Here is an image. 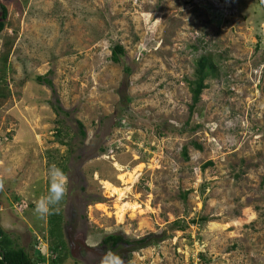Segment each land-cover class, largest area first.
Here are the masks:
<instances>
[{
  "label": "rangeland",
  "instance_id": "rangeland-1",
  "mask_svg": "<svg viewBox=\"0 0 264 264\" xmlns=\"http://www.w3.org/2000/svg\"><path fill=\"white\" fill-rule=\"evenodd\" d=\"M0 4L7 232L52 261L50 219L61 216L62 241L77 239L64 264H100L112 234L155 241L114 250L126 264H264V0ZM208 54L217 75L193 105L188 83ZM50 71L54 91L36 82ZM53 163L67 168L68 193L41 219Z\"/></svg>",
  "mask_w": 264,
  "mask_h": 264
},
{
  "label": "trees",
  "instance_id": "trees-1",
  "mask_svg": "<svg viewBox=\"0 0 264 264\" xmlns=\"http://www.w3.org/2000/svg\"><path fill=\"white\" fill-rule=\"evenodd\" d=\"M1 1H10V0H0ZM1 15H0V33L4 31L7 26L8 21V10L6 6L1 5ZM111 61L114 64H121V60L125 57L126 52L123 46L115 45L112 49ZM127 74H130V69L126 70ZM53 72L50 71L47 76H38L36 82L45 85L51 90L53 89L52 80L49 78ZM217 75V64L214 61L212 55L201 56L200 59L196 62L195 71H194V80L189 81V86L193 94V105H196L200 101V96L203 93L204 89L207 88L206 80L210 77ZM53 112L60 117L64 110L60 106L59 101L56 103H50ZM78 128L80 132V137L83 140L86 139L87 134L84 128V125L78 121ZM59 133V132H58ZM70 153V150H69ZM184 155L187 158L186 149ZM213 163L208 162L204 167L211 166ZM67 168H64L66 170ZM65 172V171H64ZM50 219V237L53 242L51 244V250L57 254L56 260H52L51 264H64V261L67 257L66 245L62 241V217L52 215ZM206 221V219H203ZM180 222H175V225L178 226ZM155 242V241H154ZM151 237L143 238L141 240H128L125 236L121 234H112L104 238L102 241L103 246H110L112 250H118L121 245L132 246L134 249L145 248L151 243L153 244ZM37 247V242H35L32 251L35 252ZM36 255L29 253L25 247L19 243V239L14 236L12 233L7 232L0 224V264H39L45 261V257L42 256L41 252L36 250ZM201 257H203L201 255Z\"/></svg>",
  "mask_w": 264,
  "mask_h": 264
},
{
  "label": "clouds",
  "instance_id": "clouds-1",
  "mask_svg": "<svg viewBox=\"0 0 264 264\" xmlns=\"http://www.w3.org/2000/svg\"><path fill=\"white\" fill-rule=\"evenodd\" d=\"M228 124L231 125L232 121H228ZM48 178L49 187L47 190V194L41 195L39 199L35 201L34 212L41 219L46 218L47 216L52 214H58L61 210V202L64 200L68 193L69 177L63 169L57 166V164L53 163L50 166L48 170ZM3 188L4 179L3 177H0V190H3ZM38 250L40 251V247H38ZM56 258L54 259L56 260ZM45 259V261L39 264H51L52 261L49 260L48 255L45 257ZM100 264H126V261L123 259L119 252L109 248L103 253Z\"/></svg>",
  "mask_w": 264,
  "mask_h": 264
},
{
  "label": "flooded vegetation",
  "instance_id": "flooded-vegetation-1",
  "mask_svg": "<svg viewBox=\"0 0 264 264\" xmlns=\"http://www.w3.org/2000/svg\"><path fill=\"white\" fill-rule=\"evenodd\" d=\"M69 228L68 229H71L73 226L71 225V224H69V226H68ZM66 228H67V226H66ZM67 237H68V242L70 243L69 245H66V248H68L69 249V253H71L72 252V254H73V250H74V247H73V243L77 240V239H75L73 236H76V233H75V231L74 232H68L67 231V235H66ZM67 237H66V239H67ZM101 246H103L102 245V243H101ZM81 247H82V245H81ZM103 247H107L108 249L110 248L111 249V247L110 246H103ZM80 249V248H79ZM71 255V254H70Z\"/></svg>",
  "mask_w": 264,
  "mask_h": 264
},
{
  "label": "built area",
  "instance_id": "built-area-1",
  "mask_svg": "<svg viewBox=\"0 0 264 264\" xmlns=\"http://www.w3.org/2000/svg\"><path fill=\"white\" fill-rule=\"evenodd\" d=\"M16 208L20 209V208H22V206L19 204H16Z\"/></svg>",
  "mask_w": 264,
  "mask_h": 264
},
{
  "label": "bare ground",
  "instance_id": "bare-ground-1",
  "mask_svg": "<svg viewBox=\"0 0 264 264\" xmlns=\"http://www.w3.org/2000/svg\"><path fill=\"white\" fill-rule=\"evenodd\" d=\"M121 218V217H120Z\"/></svg>",
  "mask_w": 264,
  "mask_h": 264
}]
</instances>
